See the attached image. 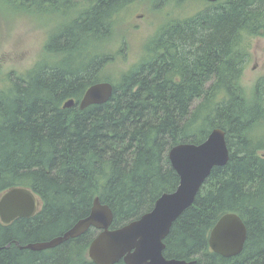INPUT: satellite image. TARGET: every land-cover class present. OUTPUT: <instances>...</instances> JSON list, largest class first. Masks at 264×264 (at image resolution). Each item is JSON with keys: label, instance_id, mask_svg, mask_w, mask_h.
Instances as JSON below:
<instances>
[{"label": "trees", "instance_id": "1", "mask_svg": "<svg viewBox=\"0 0 264 264\" xmlns=\"http://www.w3.org/2000/svg\"><path fill=\"white\" fill-rule=\"evenodd\" d=\"M18 1L62 20L44 44L51 59L0 81V195L24 186L42 201L32 217L0 221V264H95L87 256L91 232L44 250L24 246L62 235L94 197L112 210L113 227L137 218L179 183L168 150L200 143L216 127L225 131L229 158L172 223L164 256L264 264V75L249 100L239 82L250 39L264 34V0H196L197 12L165 23L116 81L99 76L109 57L92 44L114 34L134 0ZM103 80L113 84L109 99L80 109L85 90ZM70 98L75 104L63 107ZM228 211L247 227L234 257L208 245Z\"/></svg>", "mask_w": 264, "mask_h": 264}, {"label": "water", "instance_id": "2", "mask_svg": "<svg viewBox=\"0 0 264 264\" xmlns=\"http://www.w3.org/2000/svg\"><path fill=\"white\" fill-rule=\"evenodd\" d=\"M112 90L113 84L108 81L90 85L78 103L79 108L107 101ZM72 104L74 99L70 98L63 103V107ZM228 151L225 131L219 127L213 128L200 143L175 144L168 150L167 156L179 176V183L173 191L163 192L151 210L119 228L109 230L111 210L95 199L89 215L76 221L62 235L28 243L24 247L31 250L53 248L95 226L101 231L88 247L89 257L95 264H114L120 259L125 264H194V259L166 258L163 255V240L173 221L193 203L212 168L227 162ZM37 204L36 194L28 187H11L0 195V221L7 224L17 217H30L35 214ZM245 238L246 227L240 217L235 213H224L213 225L208 243L213 252L224 257L233 256L242 250Z\"/></svg>", "mask_w": 264, "mask_h": 264}, {"label": "rangeland", "instance_id": "3", "mask_svg": "<svg viewBox=\"0 0 264 264\" xmlns=\"http://www.w3.org/2000/svg\"><path fill=\"white\" fill-rule=\"evenodd\" d=\"M200 5L196 0H189L183 5L173 0L132 1L117 16L114 34L92 44L99 55L109 57L99 76L116 81L143 54L144 44L165 23L194 14ZM32 8L25 1L0 0V81L5 76L13 78L14 74L26 72L37 61L52 58L45 54L44 44L53 26L62 17L48 13L43 15L34 9L32 11ZM247 53L239 82L249 100L253 96L254 82L264 75V34L250 39ZM256 132L259 133L258 130Z\"/></svg>", "mask_w": 264, "mask_h": 264}, {"label": "flooded vegetation", "instance_id": "4", "mask_svg": "<svg viewBox=\"0 0 264 264\" xmlns=\"http://www.w3.org/2000/svg\"><path fill=\"white\" fill-rule=\"evenodd\" d=\"M83 94H84V93H83ZM82 96H83V95H82ZM82 96H81V98H82ZM81 98H80V100H81ZM80 100H79V101H80ZM79 101H78V103H79ZM78 103H77V104H78ZM74 104H75V99H74ZM74 104H72V105H74ZM72 105H71V106H72ZM90 105H91V104H90ZM88 106H89V105H88ZM86 107H87V106H86ZM82 109H84V108H82ZM228 150H229V149H228ZM228 152H229V151H228ZM228 158H229V157H228ZM176 187H177V186H176ZM29 189H30V188H29ZM5 191H6V190H5ZM5 191H4V192H5ZM32 191H33V190H32ZM172 191H173V190H172ZM33 192H34V191H33ZM169 192H171V191H169ZM34 193H35V192H34ZM162 193H163V192H162ZM162 193H161V194H162ZM35 194H36V193H35ZM161 194H160V195H161ZM160 195H159V196H160ZM36 196H37V199H38V204H37V208H36V212H35V213H37V211L40 209V207H41V205H42V201H41L40 197H39L37 194H36ZM159 196H158V197H159ZM158 197H157V198H158ZM157 198H156V199H157ZM95 199H98L99 203H100V204H103V203L100 202V200H99L98 197H94V199H93V201H92V205H91V207H90V210H91V208H92V206H93V204H94ZM156 199H155V200H156ZM154 202H155V201H154ZM103 205H107V204H103ZM153 205H154V203H153ZM107 206H108V205H107ZM108 207H109V206H108ZM152 207H153V206H152ZM152 207H151V209H152ZM109 209H110V207H109ZM151 209H149V210H151ZM90 210H89V213H90ZM110 210H111V209H110ZM149 210H147V211H149ZM147 211H145V212H147ZM145 212H143V213H145ZM89 213H88L87 215H85V217H87V216L89 215ZM111 213H112V210H111ZM143 213H142V214H143ZM225 213H235V214L238 215V216L240 217V219L243 221V219L241 218V216H240L239 214H237L236 212L228 211V212H225ZM142 214H140L137 218H139ZM223 214H224V213H223ZM32 216H33V215H32ZM32 216H30V217H32ZM85 217H82V218H85ZM17 218H18V217H17ZM23 218H29V217H23ZM82 218H80V219H82ZM137 218H134V219H132V220H135V219H137ZM15 219H16V218H15ZM176 219H177V218H176ZM176 219H175V220H176ZM13 220H14V219H13ZM13 220H12V221H13ZM78 220H79V219H78ZM78 220H76V221H78ZM132 220H130V221H132ZM175 220H174V221H175ZM76 221H75V222H76ZM130 221H128V222H126V223H124V224H122V225H120V226H115V227H113V226H112V222H113V213H112V221H111V223H110L108 229L111 230V229L119 228V227H121V226H123V225L129 223ZM174 221H173V222H174ZM75 222H74V223H75ZM9 223H10V222H9ZM74 223H73V224H74ZM243 223H244V221H243ZM7 224H8V223H7ZM73 224H72V225H73ZM72 225H71V226H72ZM244 225H245V227H246V224H245V223H244ZM71 226H70V227H71ZM70 227H69V228H70ZM212 227H213V226H212ZM69 228H68V229H69ZM170 228H171V227H170ZM68 229H66L65 231H67ZM211 229H212V228H211ZM65 231H64V232H65ZM100 231H101V229H99V228H97V227H95V226H90V227H89L84 233H82V234H80V235H78V236H76V237L69 238V239H74V238H77V237H79V236H81V235L87 233V232H88V233L91 232L92 235H91V238H90V240H89V242H88V246H87V256H88V258L91 260V258L89 257V254H88V247H89L90 242H91V241H92V240H93V239L99 234ZM210 231H211V230H210ZM209 233H210V232H209ZM167 235H168V234H167ZM208 237H209V235H208ZM165 238H166V237H165ZM246 238H247V227H246ZM246 238H245V241H246ZM67 240H68V239H67ZM245 241H244V243H243L242 250H241L238 254L233 255V256H225V257H234V256L239 255V254L243 251ZM163 242H164V240H163ZM164 244H165V243H164ZM208 245H209V243H208ZM164 248H165V247H164ZM210 249H211V248H210ZM163 252H164V250H163ZM163 255H164V253H163ZM165 257H166V256H165ZM166 258H174V257H166ZM179 259H181V258H179ZM120 260L123 261L122 259H120ZM120 260H119V261H120ZM185 260H186V259H185ZM189 260H191V259H189ZM194 260H195V259H194ZM91 261H92V260H91ZM92 262H93V261H92ZM117 262H118V261H117ZM117 262H116V263H117ZM93 263H94V262H93ZM114 264H115V263H114ZM124 264H125V263H124Z\"/></svg>", "mask_w": 264, "mask_h": 264}]
</instances>
